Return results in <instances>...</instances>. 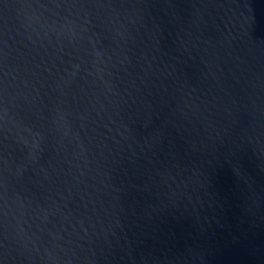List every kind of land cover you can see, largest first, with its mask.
Returning <instances> with one entry per match:
<instances>
[{"label":"water","instance_id":"1","mask_svg":"<svg viewBox=\"0 0 264 264\" xmlns=\"http://www.w3.org/2000/svg\"><path fill=\"white\" fill-rule=\"evenodd\" d=\"M0 264H264V0H0Z\"/></svg>","mask_w":264,"mask_h":264}]
</instances>
